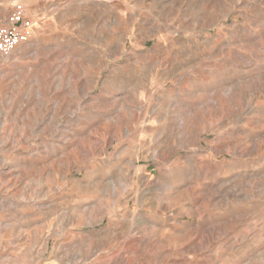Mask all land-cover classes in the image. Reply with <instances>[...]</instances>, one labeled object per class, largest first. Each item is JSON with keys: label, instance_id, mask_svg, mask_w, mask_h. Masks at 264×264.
I'll return each mask as SVG.
<instances>
[{"label": "rangeland", "instance_id": "1", "mask_svg": "<svg viewBox=\"0 0 264 264\" xmlns=\"http://www.w3.org/2000/svg\"><path fill=\"white\" fill-rule=\"evenodd\" d=\"M19 4L0 264H264V0Z\"/></svg>", "mask_w": 264, "mask_h": 264}, {"label": "built area", "instance_id": "2", "mask_svg": "<svg viewBox=\"0 0 264 264\" xmlns=\"http://www.w3.org/2000/svg\"><path fill=\"white\" fill-rule=\"evenodd\" d=\"M33 22L19 4L11 16L0 18V55L10 56L33 36Z\"/></svg>", "mask_w": 264, "mask_h": 264}, {"label": "crops", "instance_id": "3", "mask_svg": "<svg viewBox=\"0 0 264 264\" xmlns=\"http://www.w3.org/2000/svg\"><path fill=\"white\" fill-rule=\"evenodd\" d=\"M10 14V13H9ZM9 14L8 15H6V14H4L5 16H9Z\"/></svg>", "mask_w": 264, "mask_h": 264}]
</instances>
